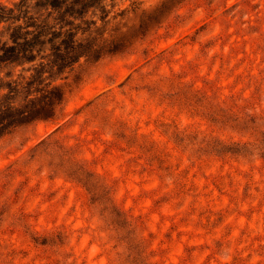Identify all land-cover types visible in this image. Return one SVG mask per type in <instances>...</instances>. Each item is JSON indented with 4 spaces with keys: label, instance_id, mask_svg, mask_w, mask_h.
<instances>
[{
    "label": "rangeland",
    "instance_id": "374dc122",
    "mask_svg": "<svg viewBox=\"0 0 264 264\" xmlns=\"http://www.w3.org/2000/svg\"><path fill=\"white\" fill-rule=\"evenodd\" d=\"M121 3L74 54L112 50L97 62L58 78H30L39 57L0 66L18 101L46 80L66 91L52 119L0 138V264H126L72 162L105 186L148 264H264V0Z\"/></svg>",
    "mask_w": 264,
    "mask_h": 264
},
{
    "label": "trees",
    "instance_id": "16d2710c",
    "mask_svg": "<svg viewBox=\"0 0 264 264\" xmlns=\"http://www.w3.org/2000/svg\"><path fill=\"white\" fill-rule=\"evenodd\" d=\"M121 1L18 0L12 7L0 5V23L7 25V28L3 27L4 36L0 38V66L34 63L39 57L38 65L34 63L29 69L33 72L30 78H58L66 70L68 73L73 72L74 65L78 64L77 67H80L81 57H85L86 63L91 62L90 60L97 62L105 54L112 53V50L98 44L88 50L85 56L74 58V54L85 48V35L99 31L107 33L117 18L129 12L127 8H118L115 11L122 4ZM45 68L46 71H43ZM47 81L39 83L34 89V97L28 98L31 96L28 94L20 101L16 100V89L11 88L12 83L0 84V90H8L1 98L9 101L7 104H0V138L10 130L32 121L53 118L56 108L66 96V91L61 84L56 83L57 79ZM33 84L34 81L29 80L24 86L19 84L20 94ZM34 102L43 106L39 109H33L34 106L27 109V105ZM250 147V144H245L242 148L248 152ZM72 164L77 168L80 177L73 180L85 188L92 205H104L106 217L114 223L115 248L122 250V254L126 253V264H148L142 240L135 234L125 214L113 207L102 182L78 163ZM48 241V238H43L40 244L46 245Z\"/></svg>",
    "mask_w": 264,
    "mask_h": 264
}]
</instances>
